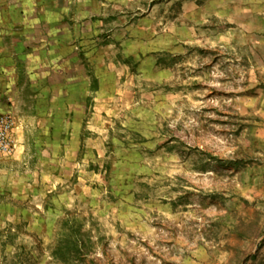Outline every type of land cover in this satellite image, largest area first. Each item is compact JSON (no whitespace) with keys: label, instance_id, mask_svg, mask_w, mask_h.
Wrapping results in <instances>:
<instances>
[{"label":"rangeland","instance_id":"obj_1","mask_svg":"<svg viewBox=\"0 0 264 264\" xmlns=\"http://www.w3.org/2000/svg\"><path fill=\"white\" fill-rule=\"evenodd\" d=\"M76 1L101 67L28 132L0 264H264V0Z\"/></svg>","mask_w":264,"mask_h":264},{"label":"crops","instance_id":"obj_2","mask_svg":"<svg viewBox=\"0 0 264 264\" xmlns=\"http://www.w3.org/2000/svg\"><path fill=\"white\" fill-rule=\"evenodd\" d=\"M95 12L76 0H0V114L18 123L16 151L0 153V213L27 156L28 132L62 125L73 110L79 120L93 94L94 64L103 57L91 46Z\"/></svg>","mask_w":264,"mask_h":264},{"label":"built area","instance_id":"obj_3","mask_svg":"<svg viewBox=\"0 0 264 264\" xmlns=\"http://www.w3.org/2000/svg\"><path fill=\"white\" fill-rule=\"evenodd\" d=\"M18 124L10 114H0V153L12 155L17 148L15 132Z\"/></svg>","mask_w":264,"mask_h":264},{"label":"bare ground","instance_id":"obj_4","mask_svg":"<svg viewBox=\"0 0 264 264\" xmlns=\"http://www.w3.org/2000/svg\"><path fill=\"white\" fill-rule=\"evenodd\" d=\"M260 83V82H259ZM261 85H263V84H261Z\"/></svg>","mask_w":264,"mask_h":264}]
</instances>
